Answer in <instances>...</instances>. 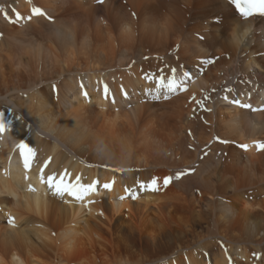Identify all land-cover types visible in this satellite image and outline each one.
Returning <instances> with one entry per match:
<instances>
[{"label":"bare ground","instance_id":"6f19581e","mask_svg":"<svg viewBox=\"0 0 264 264\" xmlns=\"http://www.w3.org/2000/svg\"><path fill=\"white\" fill-rule=\"evenodd\" d=\"M98 1L0 0V264H264V25Z\"/></svg>","mask_w":264,"mask_h":264},{"label":"snow or ice","instance_id":"6c2138e0","mask_svg":"<svg viewBox=\"0 0 264 264\" xmlns=\"http://www.w3.org/2000/svg\"><path fill=\"white\" fill-rule=\"evenodd\" d=\"M231 4H233L236 10L239 12L242 18H248L254 14L264 15V0H229ZM32 12L34 15H42V11L39 8H33ZM19 18V17H18ZM30 19V17H29ZM174 71V70H173ZM187 75V73H185ZM175 81L173 79L168 80L169 89L175 88ZM239 103V101H236ZM247 107V105H245ZM6 128V125L3 121V114L0 113V133H2ZM19 147L22 149L21 155L24 157L25 167H28L29 160L34 154L31 149H28L26 145L21 144ZM244 147H247L246 145ZM258 148H264V144L258 145ZM179 175H177L176 179H179ZM77 181L79 177L76 178ZM48 183L50 186L55 187V191L58 194L67 193L70 196H75L77 199L82 198L83 194H86L88 191L93 190L94 185H88L87 187L83 185L70 184L65 183L63 176H60L59 179H55L53 176L48 177ZM155 179L152 180L151 185H155ZM165 185L169 183V178H165ZM105 188H109V184L104 185Z\"/></svg>","mask_w":264,"mask_h":264}]
</instances>
